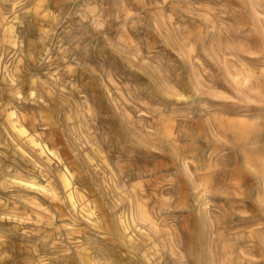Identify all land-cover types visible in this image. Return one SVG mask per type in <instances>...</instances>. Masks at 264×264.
<instances>
[{
	"label": "rangeland",
	"instance_id": "1",
	"mask_svg": "<svg viewBox=\"0 0 264 264\" xmlns=\"http://www.w3.org/2000/svg\"><path fill=\"white\" fill-rule=\"evenodd\" d=\"M0 264H264V0H0Z\"/></svg>",
	"mask_w": 264,
	"mask_h": 264
},
{
	"label": "bare ground",
	"instance_id": "2",
	"mask_svg": "<svg viewBox=\"0 0 264 264\" xmlns=\"http://www.w3.org/2000/svg\"><path fill=\"white\" fill-rule=\"evenodd\" d=\"M243 80H244L245 83H247L249 79H248L247 77H244ZM254 88H255V87H254ZM241 129H242V128H241ZM243 129H244V128H243Z\"/></svg>",
	"mask_w": 264,
	"mask_h": 264
}]
</instances>
